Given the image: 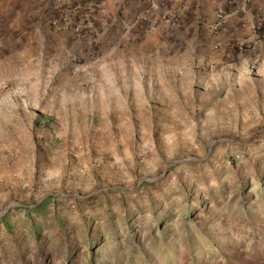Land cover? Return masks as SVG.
Instances as JSON below:
<instances>
[{
  "label": "rangeland",
  "instance_id": "obj_1",
  "mask_svg": "<svg viewBox=\"0 0 264 264\" xmlns=\"http://www.w3.org/2000/svg\"><path fill=\"white\" fill-rule=\"evenodd\" d=\"M104 6L90 50L65 66L71 77L111 51L96 24ZM56 16L51 8L40 24L45 39L81 49L52 28ZM248 37L230 53L255 52ZM240 43L251 47L240 53ZM12 49L15 98L25 65ZM209 54L176 78L171 101L112 118L91 109L77 125L29 120L25 138L0 139V264H264V59ZM43 73L51 96L56 78Z\"/></svg>",
  "mask_w": 264,
  "mask_h": 264
},
{
  "label": "crops",
  "instance_id": "obj_2",
  "mask_svg": "<svg viewBox=\"0 0 264 264\" xmlns=\"http://www.w3.org/2000/svg\"><path fill=\"white\" fill-rule=\"evenodd\" d=\"M159 1L177 16L179 25H161L145 37L134 25V19L143 10L142 0H105L96 24L99 38L111 51L106 53L105 63L99 69L71 77L65 66L68 68L76 53L85 54L90 47L83 41L82 48L77 50L78 41L53 33H49L51 39H45L40 24L51 8L56 14L55 0H0V139L12 135L19 140L25 138L29 120L32 124L39 117L40 122L55 117L63 125H77L86 121L82 115L89 114L91 109H103L106 117L112 118L110 114L115 110H139L171 101L175 92L171 86L177 83L176 78L187 71L189 62L203 59L208 49L211 54L207 58L218 55L239 59L254 55L255 59H264V42L253 49L255 52L246 54L248 50L245 55L235 56L228 49L233 39L248 35L252 40L251 17L249 24L231 18L219 34L209 30L215 12L227 0ZM249 10H264V0H251ZM45 44H49V50ZM12 48L18 53L17 61L25 65L20 67L15 98L6 88L7 57ZM44 71L48 78H56L51 96L45 85L51 82L45 80ZM44 110L52 113L46 114ZM12 124L23 128L19 127L17 132Z\"/></svg>",
  "mask_w": 264,
  "mask_h": 264
},
{
  "label": "built area",
  "instance_id": "obj_3",
  "mask_svg": "<svg viewBox=\"0 0 264 264\" xmlns=\"http://www.w3.org/2000/svg\"><path fill=\"white\" fill-rule=\"evenodd\" d=\"M143 10L134 19V25L140 30L142 36L150 35L159 26L167 24L172 27L179 25L177 16L171 13L168 6L159 0H142ZM251 0H227L224 7L219 8L209 24V30L219 34L227 22L235 17L246 20L252 19L253 47L258 46L264 37V10L251 13L249 3ZM105 5V0L99 3L74 4L65 0H55L53 9L57 16L52 19V28L57 31L70 33L84 41L90 40L94 34V12ZM251 25V24H250ZM250 44V43H249ZM251 45L240 43L237 46L239 52H244Z\"/></svg>",
  "mask_w": 264,
  "mask_h": 264
},
{
  "label": "trees",
  "instance_id": "obj_4",
  "mask_svg": "<svg viewBox=\"0 0 264 264\" xmlns=\"http://www.w3.org/2000/svg\"><path fill=\"white\" fill-rule=\"evenodd\" d=\"M39 121H40V117L38 118V120H36L35 123H36V124H39Z\"/></svg>",
  "mask_w": 264,
  "mask_h": 264
}]
</instances>
